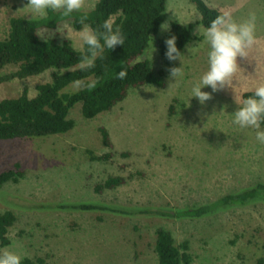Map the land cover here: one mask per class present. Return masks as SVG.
Wrapping results in <instances>:
<instances>
[{
	"label": "rangeland",
	"instance_id": "374dc122",
	"mask_svg": "<svg viewBox=\"0 0 264 264\" xmlns=\"http://www.w3.org/2000/svg\"><path fill=\"white\" fill-rule=\"evenodd\" d=\"M97 1L85 0L83 11L94 8ZM204 1L217 10H230L237 18L249 10L259 16L260 43L248 58H238L240 68L231 87L216 92L206 87L202 91L212 92V98L203 105L190 98L188 105L192 85L207 70V45L198 35L199 25L201 30L204 27L192 2L168 0L166 11L175 10L184 25H191L187 46L200 43L192 56L186 47L183 50L189 57L179 85L167 91L169 71L158 42L167 39L170 31L160 29L153 39V57L151 45L147 58L155 72H166L164 88H132L124 101L94 119L82 116L79 103L69 115L76 125L66 134L0 141V173L15 164L24 172L19 182L0 189V213L10 210L17 218L9 229L11 244L0 250L16 251L33 264H158L156 231L163 228L177 246L188 242L192 264L264 261V201L200 218L172 215L264 183V146L255 141L254 130L237 129L227 114H216L225 106L228 114L235 112V93L242 96L264 83V0ZM26 3L0 0V40L8 35L11 18H25L19 10ZM171 16L166 13L165 21ZM72 31V43L81 50L75 38L79 31ZM40 32L45 38L69 40L56 29ZM17 69L6 67L0 77ZM52 72L0 82V99L23 92L34 97L39 85L51 81ZM101 128L109 132L111 147L104 145ZM102 155L109 157L93 160ZM109 177L124 182L97 192ZM79 204L122 212L71 208Z\"/></svg>",
	"mask_w": 264,
	"mask_h": 264
},
{
	"label": "trees",
	"instance_id": "16d2710c",
	"mask_svg": "<svg viewBox=\"0 0 264 264\" xmlns=\"http://www.w3.org/2000/svg\"><path fill=\"white\" fill-rule=\"evenodd\" d=\"M200 13V24L206 27L215 16L221 12L210 7L204 0H189ZM168 0H98L89 11H79L70 17H63L59 12L49 14L38 21H29L24 17L10 19L8 35L0 40V70L17 66L18 69L9 75L0 77V82L13 78L24 79L53 70L52 79L37 87V94L30 97L26 92L14 98L0 99V141L14 139H33L51 135L66 134L74 129L76 123L69 118L71 110L77 104L82 105V116L94 119L102 113L111 111L127 97L129 90L145 85L165 87L166 72H155L153 64L147 58L148 51L160 30V25L166 19ZM112 17L118 26L125 43L117 45L114 50L105 49L92 69L81 71L79 59L84 47L79 50L72 41H58L56 38L39 36L36 31L55 30L57 24H67L75 31L84 25L102 31L100 26ZM177 37V47L183 52L192 40L191 25L179 22L171 23L169 37ZM167 38V39H168ZM165 40L158 43L163 63L169 70L176 67V61L170 62L165 57ZM127 69V76L120 80L116 72ZM76 79L96 80V87L70 90L72 81ZM251 95L245 92L242 97ZM264 126V125H262ZM103 143L111 147L109 132L100 129ZM108 155L94 157L93 160H107ZM24 176L19 164L10 170L0 173V189L6 184L17 183ZM124 182L123 178L109 177L96 191L113 189ZM256 200L264 201V183L244 190L240 193L228 194L215 202L174 212L176 217L200 218L210 215L220 209L233 206H245ZM72 209L83 211L122 212L112 207L96 204H79ZM17 221L14 212L7 210L0 213V246L11 244L9 229ZM155 252L158 264H192L188 242L177 246L172 234L163 228L156 231ZM23 264H33L29 258ZM258 264H264L259 259Z\"/></svg>",
	"mask_w": 264,
	"mask_h": 264
},
{
	"label": "clouds",
	"instance_id": "9594fccd",
	"mask_svg": "<svg viewBox=\"0 0 264 264\" xmlns=\"http://www.w3.org/2000/svg\"><path fill=\"white\" fill-rule=\"evenodd\" d=\"M85 0H27L25 7L19 11L25 13V19L29 21H38L45 18L49 12H59L63 17H70L74 13L83 11ZM171 12L172 16L160 25L162 31L171 30V22L176 21L184 25L179 14L169 9L165 13ZM259 16L255 10H249L246 15L237 18L230 10L219 12L209 24L201 30L199 25L198 35L203 37L204 44L207 45V70L199 77L198 82L191 87L190 98L198 99L201 105L212 98V92L219 91L226 86L231 87L240 65L238 58H248L250 50L257 47L260 38L257 35ZM56 32L66 36L70 41L73 40V31L70 26L57 24ZM102 31L94 29L90 25H84L76 34V40L84 47L79 59V69L85 71L92 69L98 58L102 57L105 49L114 50L117 45L125 43V37L118 26H115L113 18L110 16L100 26ZM36 33L45 39L44 35ZM177 37L175 35L166 39L165 57L168 61H180L181 66L171 67L169 71V87L171 91L183 80L185 76V58L186 56L177 47ZM153 45V38H152ZM200 47L198 43L195 47L186 45L187 51L192 56ZM151 51V57L155 51L154 45ZM127 76V69L122 66V70L116 72V78L123 80ZM96 80L76 79L72 81V87L75 89L86 88L92 90L96 87ZM210 87L212 92L202 91ZM247 97L238 96L235 93V103L238 108L235 112L228 114L227 106L216 114H227L231 118V123L237 129H251L255 132V141L258 145L264 146V83H259ZM214 114V115H216ZM212 115V116H214ZM211 116V117H212ZM209 117V119L211 118ZM209 119L207 123L209 122ZM206 123V124H207ZM205 124V125H206ZM205 128V126H204ZM25 257L11 249L0 250V264H23Z\"/></svg>",
	"mask_w": 264,
	"mask_h": 264
}]
</instances>
